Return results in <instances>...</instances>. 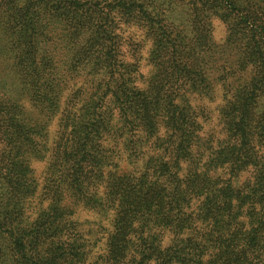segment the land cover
<instances>
[{"label": "trees", "instance_id": "obj_1", "mask_svg": "<svg viewBox=\"0 0 264 264\" xmlns=\"http://www.w3.org/2000/svg\"><path fill=\"white\" fill-rule=\"evenodd\" d=\"M195 1L0 0V264H264L263 45H178Z\"/></svg>", "mask_w": 264, "mask_h": 264}, {"label": "rangeland", "instance_id": "obj_2", "mask_svg": "<svg viewBox=\"0 0 264 264\" xmlns=\"http://www.w3.org/2000/svg\"><path fill=\"white\" fill-rule=\"evenodd\" d=\"M260 1L264 5V0ZM200 2L195 5L204 12V20L210 16L207 27H197L190 31L184 30L177 36V39L180 40L178 45H263L261 50H264V21L257 28L256 25L249 24L250 19H247V22L242 25H235L231 16H227L225 19L223 15L213 12V9L220 12L218 2L213 3L208 0ZM121 29L119 45H146L145 48L147 49L148 45H166L172 38L169 33L146 34L143 28L135 24L125 23ZM262 59L264 60V58ZM216 92H221V90L216 89ZM219 104V100L217 102L204 101L200 104L195 103V108L201 107L203 113H206V111H216Z\"/></svg>", "mask_w": 264, "mask_h": 264}]
</instances>
